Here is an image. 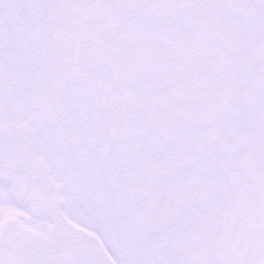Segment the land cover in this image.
Returning <instances> with one entry per match:
<instances>
[{"label":"snow or ice","instance_id":"obj_1","mask_svg":"<svg viewBox=\"0 0 264 264\" xmlns=\"http://www.w3.org/2000/svg\"><path fill=\"white\" fill-rule=\"evenodd\" d=\"M0 264H264V0H0Z\"/></svg>","mask_w":264,"mask_h":264}]
</instances>
